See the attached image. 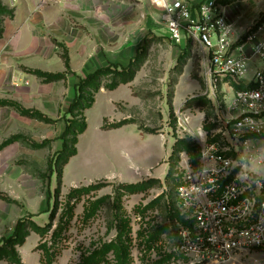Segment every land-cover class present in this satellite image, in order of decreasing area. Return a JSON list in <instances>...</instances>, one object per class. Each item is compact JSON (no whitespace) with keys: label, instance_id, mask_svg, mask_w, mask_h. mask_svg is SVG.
Instances as JSON below:
<instances>
[{"label":"rangeland","instance_id":"rangeland-1","mask_svg":"<svg viewBox=\"0 0 264 264\" xmlns=\"http://www.w3.org/2000/svg\"><path fill=\"white\" fill-rule=\"evenodd\" d=\"M184 1L196 9L206 0L195 4L191 0ZM224 1L220 0L219 6L225 9L231 22L243 25L247 29V35L259 33V38L264 37V0L250 2L249 6L245 2L226 4ZM16 2L0 0L1 5L13 13V18ZM130 3L135 4V1ZM43 5L53 6L47 0H39V6ZM156 11L158 18L154 20V32L145 33L140 43L138 53L142 52L144 60L134 79L136 82L132 89L133 95L127 88L110 93L112 91L105 89L109 81L104 80L98 95H95L96 103L93 107L72 116L68 114V109L74 101L73 94L76 96V88L70 90L67 85L64 89L67 99L57 109L53 117L55 122L51 125L24 117L14 107H0V146L12 137L21 136L22 140L18 142V149L4 154L6 167L2 173L0 171V194L4 197H19V200L10 198L14 203L3 202L15 212L37 211L35 215L28 212L24 218L41 227L52 222V229L43 238L38 235L40 239L32 251L36 263L38 260L39 264H87L93 253L100 251L105 244L109 245L118 240L119 234L124 233L119 240L129 246L128 264H189L175 251L178 244L177 230L174 221L169 217L168 208L164 207L169 203L177 205L175 189L183 177V161L192 163V157L186 153L178 155L179 159L170 158L178 141H187L194 145L191 138L181 139L176 134V115L187 112L191 116L190 124L194 130L202 123L210 129L209 121L215 116V107L209 98L205 52L202 46L189 36L186 47L173 45L167 31L158 24L160 12L157 9ZM6 19L12 18L8 15L0 16V31H3ZM248 54L251 55L249 48ZM181 56L183 58L179 62ZM21 70L24 74L34 76L30 69L22 67ZM64 73L72 75L71 69ZM86 76L83 75V78ZM83 78L78 77V83ZM26 82L23 81L20 85L28 86ZM71 96L73 100L68 103ZM217 96L220 97V94ZM87 98L90 99L88 96ZM123 118L136 122L132 125L138 127L139 131L142 127L157 134L163 132L168 136V143L160 149L155 145L157 140L147 137L141 140L138 134L129 130L114 131L106 128L123 121ZM72 120L79 124L86 121L88 128L84 135L78 137L76 148L79 154L68 168V174L79 176L82 174L79 173L80 170L89 165L90 169L85 167L86 171L83 172L90 174L86 178H94V183L70 188L69 183L64 184L62 178L59 205L55 210V218L51 219L58 174L64 161L54 166L51 176L47 166L51 159H57V153L62 150L61 136L67 122ZM45 141L47 145L43 148L32 147V144H42ZM122 142H128L130 146L122 148L123 153H120V147L117 152L114 151L113 148H118ZM156 149L158 158L163 159L161 165L155 171V176L144 177L143 181L156 179L161 185L135 195L124 192V184L137 183L136 177L130 171L131 166H149L154 160ZM119 164L127 167L122 176L118 175ZM92 167L98 168L94 176ZM72 195L75 198L69 199ZM161 197H165L164 201L158 202ZM95 205L97 210L89 217L88 209ZM64 212L68 215L63 217ZM118 225L121 229L117 228ZM163 228H167V232L148 245L150 232ZM55 233L57 237H54ZM33 234L35 233H31ZM34 239L33 236L26 247L31 246ZM104 259L99 258L96 262L117 264L112 252ZM241 262L247 263L245 259Z\"/></svg>","mask_w":264,"mask_h":264},{"label":"built area","instance_id":"built-area-1","mask_svg":"<svg viewBox=\"0 0 264 264\" xmlns=\"http://www.w3.org/2000/svg\"><path fill=\"white\" fill-rule=\"evenodd\" d=\"M219 1L193 9L184 0H150L173 45L186 47L189 36L202 46L215 107L210 129H192L185 111L176 115V134L193 140L198 161H183L175 189V251L189 264H264V37L247 35Z\"/></svg>","mask_w":264,"mask_h":264},{"label":"crops","instance_id":"crops-1","mask_svg":"<svg viewBox=\"0 0 264 264\" xmlns=\"http://www.w3.org/2000/svg\"><path fill=\"white\" fill-rule=\"evenodd\" d=\"M131 1H135V4H131ZM199 1L191 0L194 4ZM257 1L240 2H245L249 6L250 2ZM9 4L7 1V5ZM13 9L15 16L5 20L3 33L0 36V99L16 101L26 109L42 112L50 119H53L57 109L67 99L64 89L69 85V89L74 90L78 84V77L83 78V75L93 73L110 64L127 66L137 56L145 33L154 29V20L158 18V13L151 6L150 0H61L60 4L41 7L39 0H17ZM63 53H67L72 71V75H67L63 81L46 84L35 75L24 74L21 70L24 67L49 74L64 73L67 68L62 57ZM14 79L16 81H13ZM23 81H27L28 86L20 85ZM135 82L122 85L110 93L127 88L132 94ZM73 97H75L74 94ZM70 100L68 103L72 102V96ZM36 124L39 126V122ZM113 130H129L133 134H138L141 140L146 137L157 140L155 145L160 149L168 143V136L163 132L147 134L139 131L138 127L132 124ZM18 145L19 143H15L0 151L1 173L6 167L3 161L4 156L10 150L18 149ZM129 146L128 142H122L118 148L114 146L113 150L117 152L120 147V153H123L122 148ZM78 154L70 159L63 171L64 184L68 182L70 188L94 183L92 180L94 178H86L90 174L83 172L86 171L85 167L90 169L89 165L80 170L79 173L82 174L79 176L68 174V168ZM154 154L156 162L153 160L149 166L144 165L142 168L138 165L131 166L130 171L136 177L135 182L140 183L144 177L155 176V171L160 167L163 159L158 158L157 149ZM117 169L118 175L122 176L127 167L119 164ZM92 172L94 176L98 168L92 167ZM9 198L19 200V197ZM33 207L36 209L35 206ZM19 212H15L0 200V238L12 235L17 222L28 212L32 215L37 213V211L28 210ZM33 236L34 243L26 247ZM39 239L40 237L36 234L30 235L24 246L19 248L23 264H39L38 260L36 263V257L32 253ZM0 264L8 263L1 261Z\"/></svg>","mask_w":264,"mask_h":264},{"label":"trees","instance_id":"trees-1","mask_svg":"<svg viewBox=\"0 0 264 264\" xmlns=\"http://www.w3.org/2000/svg\"><path fill=\"white\" fill-rule=\"evenodd\" d=\"M238 1H244V0H225L224 3L230 4ZM10 16V18H13V13L8 11L5 7H3L0 3V16ZM3 31H0V36L2 35ZM62 57L65 61V65L67 68V71H70V61L67 53H63ZM182 56L179 58V62L182 61ZM144 60V58H143ZM142 52H139L135 58H133L130 63L127 66H122L119 64H110L109 66L100 68L96 70L93 73L88 74L85 78L81 79L80 82L76 85V96L74 98V101L69 106L68 114L76 116V114L80 112H85L86 110L93 107L95 104V95L100 91L102 88V82L104 80H108L109 83L105 85V89L108 91H114L118 89L122 85H128L132 83L136 77L137 72L142 67ZM31 73L38 78L42 79L44 83H54V82H60L66 79L67 73H57V74H49V73H43L40 71H31ZM237 89H242V87L237 86ZM90 97L89 98H87ZM0 107L1 108H7V107H14L18 110V112L27 118L37 120L41 123L45 124H54V120L48 118L45 116L42 112L38 110H31L26 109L19 105L16 102L8 101V100H1L0 101ZM128 124H136V122L131 121L130 119L123 120L119 123L113 124L106 128L111 129H117L121 128ZM88 128L87 122H83L82 124H79L76 120L68 121L67 127L61 136V140L63 141V147L60 152L57 153V159L53 161L51 159L48 162L47 169L50 172V176L53 175V169L54 166L59 165L62 161V167L60 169V172L58 174V186L55 190L56 197L54 198L53 203V210L51 212V219H54L55 217V210L59 205V196L61 193V185H62V178H63V170L64 167L68 164L69 160L76 156L77 151V144H78V137L80 135H83ZM140 130L147 134H157V132L144 129L140 127ZM71 138V139H70ZM24 140V139H23ZM21 136L12 137L8 141L4 142L0 146V151L4 148L21 142ZM47 145V141H45L42 144H32V147L34 148H43ZM171 159L178 158V155H181L183 153L189 154L192 158V163L197 165L198 161V152L196 146L191 144L187 141H178L177 144L172 149ZM170 176V175H168ZM161 185V182L156 179H151L150 181H143L141 183H135V184H124L122 186L124 192L129 193L130 195L140 194L148 191L149 189ZM75 197H69V199H73ZM165 197H161L158 202L164 201ZM0 200L5 201L7 203H14L13 200H11L9 197H4L0 194ZM165 208H168L167 212L170 215L171 221H174L176 218H178V210L176 208V204L172 203V205L169 203V205H165ZM87 210V209H86ZM97 210L96 205L92 207L91 209H88V216L91 217L93 213ZM67 216L68 213L64 212L63 217ZM116 216L118 217V212L116 213ZM119 220V218H118ZM121 229V226H117V228ZM169 228V227H168ZM52 229V222H50L45 227H41L32 220H29L28 218H22L20 219L16 227L14 229V232L9 237L0 238V262L5 261L8 264H22L21 257L19 255L18 249L26 243V239L31 235V233H35L39 235L41 238H43L50 230ZM167 232V228H163L160 231L157 232H150L149 240L147 241V244L149 245L152 241L156 240L160 235ZM174 232V230H173ZM59 236V234H58ZM124 233L119 234V238L123 237ZM54 237H57V233L54 234ZM119 238H117L119 240ZM114 240L111 242V244L107 245L105 244L103 248L100 251H96L93 253L87 260V264H99V262H96L97 259L102 258L112 252L116 263L117 264H128V257H129V246L125 245V242H120V240ZM96 259V260H95ZM95 262V263H94Z\"/></svg>","mask_w":264,"mask_h":264},{"label":"clouds","instance_id":"clouds-1","mask_svg":"<svg viewBox=\"0 0 264 264\" xmlns=\"http://www.w3.org/2000/svg\"><path fill=\"white\" fill-rule=\"evenodd\" d=\"M156 3L158 5H164L165 4V0H156Z\"/></svg>","mask_w":264,"mask_h":264}]
</instances>
